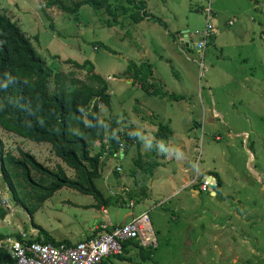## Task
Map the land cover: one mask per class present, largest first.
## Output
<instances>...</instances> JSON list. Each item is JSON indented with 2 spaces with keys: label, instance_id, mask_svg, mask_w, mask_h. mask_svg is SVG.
Returning <instances> with one entry per match:
<instances>
[{
  "label": "rangeland",
  "instance_id": "374dc122",
  "mask_svg": "<svg viewBox=\"0 0 264 264\" xmlns=\"http://www.w3.org/2000/svg\"><path fill=\"white\" fill-rule=\"evenodd\" d=\"M59 1L74 9L80 0ZM143 1L148 19L134 24L121 15L122 24L109 28L108 15L88 6L66 13L56 6L48 8L47 0H0V14L12 18L32 40L52 79L65 73L69 88L88 84L86 69L73 62L89 61L107 82L111 105L99 104V120L117 117L123 129L133 128L140 146L130 144L131 151L122 159L108 154L101 164L102 176L122 178L128 185L136 167L133 157L139 152L148 154L149 163L163 162L154 168L151 180L156 186L146 189V201L133 210L126 197L104 213L85 207L95 203L92 197L64 188L31 217L15 203L0 173V194L9 210L0 219V232L77 242L88 235L96 217L103 225L117 226L128 224L131 213L153 208L149 216L158 247L142 257L137 248L124 259L110 258L102 264H264V0ZM110 3L118 14L122 6H129L127 0ZM209 27L211 41L206 53L200 52L197 34ZM184 32L190 33L194 47L180 42ZM142 63L152 66L153 84L183 99H159L133 84L127 78L129 66ZM53 89L52 82L51 94ZM160 124L173 131L168 151L154 146ZM1 143L15 156L28 151L46 166L61 164L75 176L48 142L0 127V147ZM98 150L94 141L91 153ZM213 174L219 178L213 190L185 187L195 175ZM186 175L188 181L183 180ZM97 186L108 195L103 180Z\"/></svg>",
  "mask_w": 264,
  "mask_h": 264
},
{
  "label": "trees",
  "instance_id": "16d2710c",
  "mask_svg": "<svg viewBox=\"0 0 264 264\" xmlns=\"http://www.w3.org/2000/svg\"><path fill=\"white\" fill-rule=\"evenodd\" d=\"M127 2L129 6H122L121 14L115 11L110 0H80L74 9L63 6L59 0H47L46 6H56L66 13H77L82 6H88L108 15L105 25L109 28L122 24L121 15L134 24L149 18L143 0ZM73 63L81 70L86 69L88 84L69 88L65 73H57L52 79L45 60L37 53L32 40L12 18L0 14V127L8 133L35 142L50 143L55 155L75 172L74 177L69 176L61 164L50 168L28 151L21 150V156H15L5 151L1 143L2 180L13 193L15 203L23 206L31 217L36 209L64 188L92 197L95 203L86 208L99 210L117 205L119 198L104 197L96 185L101 177L102 156L108 152L115 154L121 143L127 146L136 143L140 146L136 134L131 132L133 128L123 129L117 117L112 116L108 122L99 120V104L111 105L107 82L94 73V66L89 61ZM129 72L127 78L132 79L133 84L138 85L146 94L170 101L183 99L181 96L165 93L162 86L150 81L153 71L149 63L139 66L131 64ZM52 82L54 89L51 94ZM172 136L170 128L162 124L154 132L155 143L164 146ZM94 141H98L99 150L92 154ZM147 156L148 154L139 152L134 161L136 169L131 171L135 183H139V176H143L140 185L153 175L154 168L161 163L159 160L149 163ZM215 176L219 183L218 176ZM1 190L0 182V193ZM8 215L9 210L4 207L0 194V219L4 220ZM102 228L98 236L111 232L110 229ZM95 234L87 240L98 237ZM8 237L13 236L0 232V239ZM14 237L21 238L20 234H15ZM36 242L72 246L68 241L57 243L48 236L43 241L37 238ZM130 246L138 248L141 257L147 251L137 242L130 241L124 243V252ZM124 256L117 258L124 259ZM0 264H15V261L7 251L0 250Z\"/></svg>",
  "mask_w": 264,
  "mask_h": 264
},
{
  "label": "built area",
  "instance_id": "2783aa9c",
  "mask_svg": "<svg viewBox=\"0 0 264 264\" xmlns=\"http://www.w3.org/2000/svg\"><path fill=\"white\" fill-rule=\"evenodd\" d=\"M211 20V9L208 11ZM199 41L196 48L206 53L212 38L211 27L204 33L197 34ZM125 145L120 144L115 156L124 157ZM118 171H122L118 165ZM201 182L200 190L209 191L215 186L213 176L196 177L192 186ZM134 203L130 204L132 208ZM36 231L34 230L33 233ZM20 239L8 237L0 239V250L7 251L15 264H102L110 257L124 256V243L135 241L145 250H154L158 246L155 232L147 213L134 218L128 224L116 227L108 234L100 235L94 239L83 240L72 246L43 244L36 242L26 233H20Z\"/></svg>",
  "mask_w": 264,
  "mask_h": 264
},
{
  "label": "crops",
  "instance_id": "0c3cea01",
  "mask_svg": "<svg viewBox=\"0 0 264 264\" xmlns=\"http://www.w3.org/2000/svg\"><path fill=\"white\" fill-rule=\"evenodd\" d=\"M179 39H180V42L181 43H183L186 47H194V45H193V41H192V38H191V36H190V33H188V32H184V33H181L180 35H179ZM171 130V129H170ZM172 131V130H171ZM134 132H136L135 130H134ZM155 132V131H154ZM172 133H173V131H172ZM169 142V141H168ZM168 142H166V145L164 146L163 144H154V146L155 145H159L160 147H163L164 149H165V151H168L169 150V145H168ZM158 146V147H159ZM130 146H127V149H125V152H124V157L123 158H125L126 157V153H129L130 151H131V149L132 148H129ZM144 153H146V152H144ZM108 154H111V153H107V154H104L103 156H102V160H101V164H103L104 163V159H105V157H107V155ZM156 157H157V159H159L158 157H159V155H157V152L155 151L154 153H153ZM133 155V154H132ZM131 155V156H132ZM113 156L114 157H116L115 156V154H113ZM117 158V157H116ZM136 159V158H135ZM135 159H134V157H133V160L135 161ZM133 161V162H134ZM163 162H161V164H162ZM134 166V165H133ZM136 166V165H135ZM183 168V167H182ZM133 169H136V167L135 168H132V170ZM131 170V171H132ZM156 170H154V172H155ZM154 175H155V173H153ZM207 176H209V175H207ZM211 176H213V175H211ZM142 177L143 176H139V178H138V182L140 183V182H143L142 181ZM153 177V175L151 176V177H149L148 178V180H146L144 183H142L141 185L139 184V183H135V181H134V178H133V176L131 175V172H130V178H131V181L128 183V185H127V183H124V182H122V178H121V180H120V178H119V180H114V178H112L111 176H102V172H101V177L99 178V180H103V182H104V184H105V187H107V189H105V191H107L108 192V195H104V197H112V198H115V199H118L119 198V202L117 203V204H120L122 201H124V199L127 197H129L130 198V204L133 202L134 203V206L132 207V209L133 210H135V208H136V205H137V203H140L141 201H144V199H145V201H146V196H147V193H146V189H147V192H148V190H149V187H151V186H153V185H155L156 186V183H153L152 182V180H151V178ZM196 177H199V176H197V175H195L194 177H192L191 178V180L190 181H188V175H186V176H184L183 177V180H185V181H188V182H186L185 183V187H191V188H193L194 190H199L200 192H201V190H200V186H201V182H199V184L197 185L198 186V188L197 187H195V186H192L191 184H192V182L195 180V178ZM170 178L171 177H167V181H169L170 180ZM200 178V177H199ZM148 183H150L149 185L150 186H148ZM96 185H97V182H96ZM98 187V186H97ZM100 190H101V188L100 187H98ZM151 189V188H150ZM172 189H173V187H172ZM210 190H213V188H211V189H209V191ZM101 192H102V190H101ZM144 192V195L142 196V197H139L138 196V194L139 193H143ZM175 190L173 191V193L172 194H175ZM213 192V191H212ZM103 193V192H102ZM195 193L196 194H198V192L197 191H195ZM115 194H117V196H115ZM135 197V198H134ZM93 205V204H92ZM92 205H87V206H85V207H89V206H92ZM153 208H148V209H145V210H143V211H140L139 213H131L130 215H129V217H131V220H130V222L134 219V218H136V217H139V216H141L142 214H145V213H147L148 214V216H149V211H151ZM99 211H101V212H107V209H104V208H101V209H99ZM149 219H150V216H149ZM150 222H151V226H152V228H153V231L156 233V231H155V229H154V227H153V223H152V220L150 219ZM129 223V222H128ZM125 224H127V223H125ZM125 224H120V225H110V226H108V225H103V223H102V221L100 220V219H97V217L96 218H94V219H92V221H91V223H90V229H89V233H88V235L85 237V238H89L90 236H92V235H94L95 233H97V236L100 234V229L102 228V229H110L111 231L114 229V228H116V227H119V226H123V225H125ZM115 226V227H114ZM35 227V226H34ZM113 227V228H112ZM35 228H37V229H39V227H35ZM42 232V231H41ZM98 232H99V234H98ZM96 235V234H95ZM46 236H48V237H50V238H52L55 242H57V243H61V242H64L65 240H60V241H57V240H55L53 237H51V236H49V235H46ZM46 236L42 239V238H40L39 237V239L41 240V241H43V240H45V238H46ZM96 237V236H95ZM84 238V239H85ZM84 239H82V240H84ZM68 241V240H67ZM70 244H72V245H74V244H77L78 242H81V241H77V242H71V241H68ZM137 251V248L136 247H133V246H130L128 249H127V251L125 252V256L127 255V254H129L130 252H133V251ZM139 255H141L140 253H139ZM110 258H115V257H110ZM110 258H108V259H110ZM108 259H105V260H108Z\"/></svg>",
  "mask_w": 264,
  "mask_h": 264
},
{
  "label": "water",
  "instance_id": "95a60500",
  "mask_svg": "<svg viewBox=\"0 0 264 264\" xmlns=\"http://www.w3.org/2000/svg\"><path fill=\"white\" fill-rule=\"evenodd\" d=\"M213 182L214 184H216V178L213 176Z\"/></svg>",
  "mask_w": 264,
  "mask_h": 264
}]
</instances>
